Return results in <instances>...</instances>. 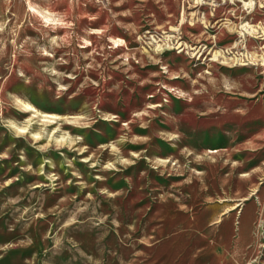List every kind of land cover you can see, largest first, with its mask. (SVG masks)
<instances>
[{
    "label": "rangeland",
    "instance_id": "rangeland-1",
    "mask_svg": "<svg viewBox=\"0 0 264 264\" xmlns=\"http://www.w3.org/2000/svg\"><path fill=\"white\" fill-rule=\"evenodd\" d=\"M0 264H264V0H0Z\"/></svg>",
    "mask_w": 264,
    "mask_h": 264
}]
</instances>
